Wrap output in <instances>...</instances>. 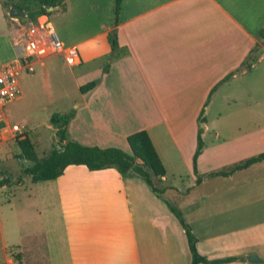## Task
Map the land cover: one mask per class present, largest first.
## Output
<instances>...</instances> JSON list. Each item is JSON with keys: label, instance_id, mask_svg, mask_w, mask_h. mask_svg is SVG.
<instances>
[{"label": "crops", "instance_id": "1", "mask_svg": "<svg viewBox=\"0 0 264 264\" xmlns=\"http://www.w3.org/2000/svg\"><path fill=\"white\" fill-rule=\"evenodd\" d=\"M113 29L114 53L107 39ZM263 34L264 0H121L116 17L72 45L81 57L76 67H83L78 88L89 81L95 86L80 92L67 140L131 154L127 137L145 130L157 154L155 143L166 145V152L183 162L196 191L181 198L192 208L188 219L182 216L197 252L209 261L233 259L219 264H264V161L218 176L221 188L204 186L217 178L209 177L214 168L264 152ZM101 59L104 67L90 66ZM217 99L242 108L226 117L232 124L243 122L244 130L236 127L235 134L223 137L226 144L208 146L205 123L195 175L200 115ZM89 120L94 135L83 131ZM221 136L216 131L214 139ZM196 176L204 177L197 182ZM167 181L165 174L157 183L161 198L141 178H124L113 168L70 166L59 178L39 182L44 197L57 193L61 208L60 228L43 232L37 264H191L185 231L163 198L172 188ZM24 240L2 246L4 264L16 263L8 248H32ZM252 255L257 261L248 260Z\"/></svg>", "mask_w": 264, "mask_h": 264}, {"label": "rangeland", "instance_id": "2", "mask_svg": "<svg viewBox=\"0 0 264 264\" xmlns=\"http://www.w3.org/2000/svg\"><path fill=\"white\" fill-rule=\"evenodd\" d=\"M18 3L19 0H0V65L12 62L22 54L21 44L31 24H50L58 39L64 46L69 47L78 38L99 31L109 18L114 17L115 6V0H65V5L61 4L49 16L38 17L34 22L28 15L12 17L8 14L9 9ZM260 41L264 43V34ZM111 59L114 60L115 56L112 55ZM105 63L106 59H101L90 66L104 67ZM82 68L69 67L58 57H52L34 62L32 73L21 72L18 77L20 98L6 107L7 120L10 123H17L22 128L24 138L29 140L37 159L43 158L52 148L59 146L56 129L50 123L51 116L54 113L68 114L72 112L73 107L81 103L76 79L79 80ZM79 82L81 83L80 80ZM90 82L82 83L84 86ZM239 110L242 108L238 105H224L220 99L203 107L199 129L203 130L205 123L209 125V132L205 135L206 145L226 144L223 137L235 134L236 127L244 130L243 122L232 124L226 117L228 113ZM83 131L86 135L97 133L91 120L87 121ZM142 131L149 137L147 131ZM216 131L222 135L219 141L214 139ZM23 139L0 144V178L8 179V184L0 187V264H4L5 260L2 246L6 244L12 247L19 244L22 239L30 243L32 248L29 251L26 248L22 251L18 246L8 248L7 253L13 256L15 264H37L38 261L34 259L36 253L40 255L44 249L43 232L52 226L60 228L58 214L61 204L57 199V193L48 198L44 197L46 195L43 193L44 185L33 183L30 177L23 173V169L32 164L21 156L18 141ZM155 144L164 175L166 174L168 178L165 184L172 187L171 190L163 192V198H168V203H171L173 208L177 207L185 218L192 208H188L181 197L188 191L191 195L196 193L192 188V181L186 176V167L177 154L171 151L167 153L164 144ZM153 148L155 150L154 146ZM124 152L129 154L127 151ZM160 158L166 165H163ZM230 164L214 168V172L227 171L234 166ZM203 177H199L200 181ZM222 180L221 177L210 179L204 186L210 190L221 188L224 184ZM46 209L50 210V215Z\"/></svg>", "mask_w": 264, "mask_h": 264}, {"label": "trees", "instance_id": "3", "mask_svg": "<svg viewBox=\"0 0 264 264\" xmlns=\"http://www.w3.org/2000/svg\"><path fill=\"white\" fill-rule=\"evenodd\" d=\"M63 2L64 0H19V3L14 4L12 8L15 10L29 11L28 17L36 22L38 17L49 16L51 12ZM120 3L121 0H115V17L118 15ZM116 24L117 20L115 19L114 26H116ZM107 39L112 53H114L118 47L116 29L109 32ZM107 70L108 67H105L104 71L106 72ZM94 86L95 83L90 82L81 86L79 90L82 94H85L92 90ZM212 91H214V89ZM206 105L207 104H205V106ZM202 113L203 110L201 115ZM73 115V112H69L68 114L54 113L51 116L50 123L56 129V137L58 138L59 146L52 148L43 158H36L28 139L24 138L18 141V146L21 149V156L32 162L30 166L23 169L25 176L30 177L31 181L36 184L59 178L63 175L64 170L70 166H84L89 171H100L113 168L124 178H141L157 197L161 198L162 190L157 187V183H159L160 178L164 176V170L148 135L144 131H140L127 138L131 154H127L118 148L84 146L76 141L67 140V126L73 118ZM201 122L203 123V120H201ZM202 132V129H198L197 146L192 157V169L195 175H197V158L203 149ZM262 161H264V152L234 165L227 171L210 173L209 177H228L236 171L246 169ZM197 182H200L199 177H197ZM6 184H8V179L0 178V187L6 186ZM167 205L185 231L188 248L191 254V264H219L233 260L209 261L202 257L197 252L195 237L192 234L191 228L185 222L181 212L173 208L168 202Z\"/></svg>", "mask_w": 264, "mask_h": 264}, {"label": "built area", "instance_id": "4", "mask_svg": "<svg viewBox=\"0 0 264 264\" xmlns=\"http://www.w3.org/2000/svg\"><path fill=\"white\" fill-rule=\"evenodd\" d=\"M24 35L22 54L12 62L0 65V144L24 138L22 128L17 123H10L6 114V107L20 98V73H32L34 62L51 56L63 60L69 67L81 63L78 48L64 46L48 23L31 24Z\"/></svg>", "mask_w": 264, "mask_h": 264}, {"label": "water", "instance_id": "5", "mask_svg": "<svg viewBox=\"0 0 264 264\" xmlns=\"http://www.w3.org/2000/svg\"><path fill=\"white\" fill-rule=\"evenodd\" d=\"M51 10V9H50ZM8 14L12 17H22V16H27L29 14V11H22V10H15V9H10ZM249 261H257V258L255 256H250L248 258Z\"/></svg>", "mask_w": 264, "mask_h": 264}]
</instances>
